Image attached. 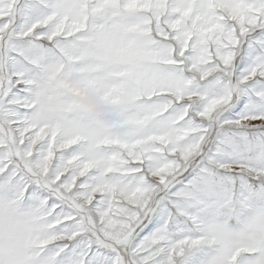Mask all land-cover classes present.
Here are the masks:
<instances>
[{
	"label": "snow or ice",
	"instance_id": "snow-or-ice-1",
	"mask_svg": "<svg viewBox=\"0 0 264 264\" xmlns=\"http://www.w3.org/2000/svg\"><path fill=\"white\" fill-rule=\"evenodd\" d=\"M0 264H264V0H0Z\"/></svg>",
	"mask_w": 264,
	"mask_h": 264
}]
</instances>
